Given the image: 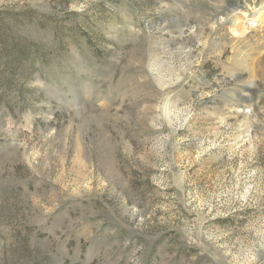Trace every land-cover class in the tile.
<instances>
[{"label":"rangeland","instance_id":"rangeland-1","mask_svg":"<svg viewBox=\"0 0 264 264\" xmlns=\"http://www.w3.org/2000/svg\"><path fill=\"white\" fill-rule=\"evenodd\" d=\"M0 264H264V0H0Z\"/></svg>","mask_w":264,"mask_h":264}]
</instances>
